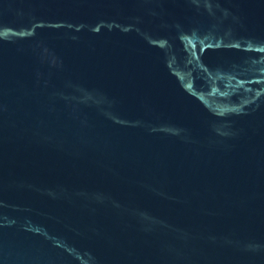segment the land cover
<instances>
[{"label":"water","instance_id":"1","mask_svg":"<svg viewBox=\"0 0 264 264\" xmlns=\"http://www.w3.org/2000/svg\"><path fill=\"white\" fill-rule=\"evenodd\" d=\"M0 264H264V0H0Z\"/></svg>","mask_w":264,"mask_h":264}]
</instances>
